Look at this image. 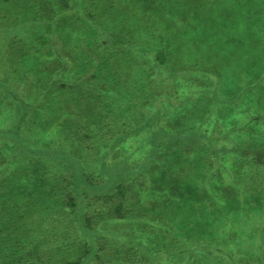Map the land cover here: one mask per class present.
I'll return each instance as SVG.
<instances>
[{"label":"trees","instance_id":"trees-1","mask_svg":"<svg viewBox=\"0 0 264 264\" xmlns=\"http://www.w3.org/2000/svg\"><path fill=\"white\" fill-rule=\"evenodd\" d=\"M99 238L264 264V0H0V264Z\"/></svg>","mask_w":264,"mask_h":264},{"label":"rangeland","instance_id":"rangeland-1","mask_svg":"<svg viewBox=\"0 0 264 264\" xmlns=\"http://www.w3.org/2000/svg\"><path fill=\"white\" fill-rule=\"evenodd\" d=\"M33 188L31 187L30 193H35L33 190ZM47 195V194H45ZM42 196V201L46 202L47 201V197L44 195ZM48 196V195H47ZM160 194H158V197L160 198ZM73 221V219H71ZM71 220L69 221V223H71ZM71 227L69 228L68 233L69 234V240L72 241L71 239H75V246L73 247V250L75 251V254H80L82 252V250H84V237L81 235L79 229L76 227V230H72V224L70 225ZM60 232L56 233L59 235ZM99 241H101L102 243H104V247L103 250L101 252L102 258L103 260H105L106 262H111V263H115L118 264L117 262L121 261V255L123 253L126 252L125 246H126V240L125 239H115V238H99L97 239ZM126 241V242H125ZM65 243H67V240L65 241ZM71 254V253H70ZM57 258H55L54 260H56ZM120 259V260H119ZM58 260V259H57ZM60 260V259H59ZM119 260V261H117ZM117 261V262H116Z\"/></svg>","mask_w":264,"mask_h":264}]
</instances>
